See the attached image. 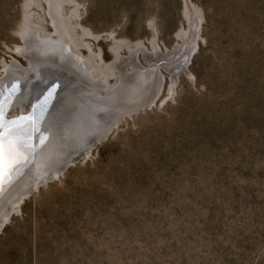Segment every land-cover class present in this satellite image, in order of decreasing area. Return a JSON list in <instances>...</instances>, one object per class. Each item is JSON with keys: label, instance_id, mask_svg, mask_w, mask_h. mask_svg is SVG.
Here are the masks:
<instances>
[{"label": "rangeland", "instance_id": "obj_1", "mask_svg": "<svg viewBox=\"0 0 264 264\" xmlns=\"http://www.w3.org/2000/svg\"><path fill=\"white\" fill-rule=\"evenodd\" d=\"M186 1L200 16L187 70L172 80L163 62L150 106L124 107L61 173L39 170L46 183L0 221V264H264V0H0V76L31 65V80L54 58L39 40L19 52L28 32L72 45L117 87L136 71L128 48L183 43Z\"/></svg>", "mask_w": 264, "mask_h": 264}, {"label": "bare ground", "instance_id": "obj_2", "mask_svg": "<svg viewBox=\"0 0 264 264\" xmlns=\"http://www.w3.org/2000/svg\"><path fill=\"white\" fill-rule=\"evenodd\" d=\"M188 3L189 2H187L188 8L192 7V5L190 3L188 5ZM187 17H188L187 18L188 21L193 20V23L192 25L191 24L188 25V28L186 31L179 30L177 32V36L180 37L183 43H179V44L176 43V47L165 49V51H163L159 48V46H157L155 40L152 39L150 49L146 48L140 42L136 43L133 49L128 48L129 52L131 53V56L128 55V56L122 57L121 59H128L129 61H131V63L129 62V64L132 68V71L136 70L139 73L137 72L136 74V71L135 73L133 72L134 74H132L131 77H129V79L126 80V82L129 81L128 83L124 82V79L123 80L121 79V81L118 82L119 84L117 87L111 86L109 84L106 78L107 76L104 72H95L94 69L89 68L86 61H84V59L81 58L79 53L73 48L72 45L69 46L70 51L67 52L65 49V46L64 47L61 46L62 44L60 42V39H54L50 37H47V38L41 37L40 39V37L35 36V35L32 36L28 32L24 33L23 40L26 41V45L17 46V50L19 52L23 51L22 53L24 55L30 58L33 57L34 50H30L28 48L29 44L30 43L37 44L39 40L40 44H37V45L39 46L47 45L45 49L46 50L45 54L54 53L52 54V57L54 58H51V59L47 58L48 60L46 61L48 63L42 62L41 64L43 65L41 66L37 65L40 71L39 73L36 74L37 81L39 80L38 82L37 81L36 82L39 84L37 85H35L36 83L27 84L25 89L28 88V91H27L28 93H31L32 91L35 92L34 96H38L40 94L41 95L46 94V96L44 95L43 100L41 101L43 104V106L41 107V110L44 112L45 116L47 117L45 118V120L48 122H51L54 128H60L59 127L60 123L64 119L65 125L62 128H75L74 129L75 131L82 132V136L84 135L82 140L84 138L86 139L88 136H91L92 133L96 130H101L103 128H109L111 126L110 123H112L115 119L114 118L115 114L118 115L121 112V110L124 109V107L132 109L138 106L150 105L155 100L158 94V91H159L160 82L162 79L161 77L162 75L160 74L159 67L164 66L163 62H166L167 64H171V62L174 61L173 64L170 67H168L172 80H176L181 70H185V71L187 70L186 65L189 60L190 51H191L190 49L194 48L197 45V36L199 35L198 34L199 20L197 19L199 16L195 15L194 19L193 18L190 19L189 15ZM187 38L190 40V47L188 49L186 48L187 50L185 51L183 55H181L180 57H176V53L179 52V50H181L182 44H184V40ZM64 43H67V42L65 41ZM58 49L61 52H59ZM138 52H141L144 59L148 61L147 67L140 65L141 63L138 59ZM114 55H115V58L117 57L120 58L118 49L114 50ZM35 56H38V54ZM157 56H160V58H158L154 62H151V60L155 59ZM163 58H165L166 60L164 61ZM49 60L51 61V63H49ZM65 60H67L68 62H66ZM69 61H71V63ZM118 64L119 63H117V61L115 60H113L110 63L109 69H108L110 74H112L111 72H113V69H115L114 67H116ZM30 66L26 68L23 67L24 69H19L14 64L2 63L3 71H5V73L1 76L4 77L3 80L4 82H6L5 85L14 87L18 83V81L24 78V76L26 77V73L30 72L32 68H34V67L31 68ZM37 67H36V70H37ZM145 68L148 70L147 74L145 73L146 72ZM58 70L60 72H58ZM120 70L121 68L119 67L118 74L114 75V77H116L115 78L116 80L120 79V75L122 72ZM142 70H144L145 72H142ZM105 71H107V68ZM49 73L56 74V75L58 74V76L60 75V73H62L63 75L61 74L62 75L61 79L58 81V83L56 80L55 81L56 84H54V82H52L51 79L49 78L50 76H48ZM87 74L89 77H86ZM69 77H73L74 79L69 78ZM151 77H153V79H151ZM46 78H48V80ZM79 81L86 83L85 85H87L88 83L91 86L88 88H86L88 85L86 87L80 86L78 84ZM51 83L52 85L48 86ZM92 85L94 87L95 86L97 87L93 88ZM36 86L38 90H35ZM127 86H129V88ZM50 92L54 94V96L52 97L53 102H50V98H48L49 96L48 94ZM98 92L100 93L103 92V96H101V94L98 95ZM105 92H109V93H105ZM109 97L111 98L113 97L115 99L108 100ZM97 100L99 101L97 102ZM127 102H129L128 105L126 104ZM125 104L127 106H125ZM118 108H121V109L115 112V110H117ZM13 110L15 111L14 112L15 114L17 112H20V113L27 112V110H25V106L24 107L21 106L18 111L15 109ZM110 111L114 112V116L112 118H111V115L107 114ZM41 127L43 128L42 123H41ZM91 128H94V129L91 130ZM57 158H55L54 160H57ZM49 168H53V170L52 171L50 170L49 172L58 173L55 167H52L50 165ZM41 169L39 168V170ZM39 170H37L36 174L33 176L34 182H36V179L42 180L44 177V176H40L41 174H39ZM44 170L46 169H42L41 173L44 172ZM46 174L49 175V173H46ZM28 191H31V188L28 189L27 192ZM15 202H18V200L14 199L11 202V204L8 205L6 210L4 209V211L1 213L3 215L0 216V221L1 219L5 218V217L3 218V216H7L10 206L12 207L15 204V206L17 205V208H18V203H15Z\"/></svg>", "mask_w": 264, "mask_h": 264}, {"label": "water", "instance_id": "obj_3", "mask_svg": "<svg viewBox=\"0 0 264 264\" xmlns=\"http://www.w3.org/2000/svg\"><path fill=\"white\" fill-rule=\"evenodd\" d=\"M192 9L193 8L190 7L188 15H191L190 13L193 12ZM197 20L200 22V16ZM191 22L192 21L189 20L188 25H190ZM174 47H176V44H174ZM196 47L197 45L190 49L189 60L196 50ZM17 68L24 69L19 65H17ZM58 72L60 71L58 70ZM61 74L62 73L58 76V74L49 73L48 76H50L49 78L51 81L56 84L55 81L57 80L58 83L63 75ZM36 77L37 76H33L31 80H28L24 76L14 87H10L9 85H5L6 82L3 80L4 77L0 76V120L4 122V127L9 126L8 122L14 121L16 125L20 126L22 134L26 138L24 144L16 150L14 165L10 170L6 171L3 178L0 179V214L4 209L6 210L14 199L18 200V202L15 203H18V208L20 209V204L23 200L35 190L40 183H46L38 179L34 182L33 176L39 168L48 169L51 165L61 173L76 160L86 157L97 143L107 137L110 130L124 117L126 112H128L129 115L138 108H132L124 113H119L114 121L110 123L111 126L109 128H103L101 130L95 129L96 131H94L91 136L82 140L84 136H82V132L75 131V128H62L65 125L64 119L60 123V128H54L51 122L45 120L47 117L41 110L43 106L41 101L46 94L34 96L35 92L32 91L28 93V88L25 89L27 84H39L37 83L39 80L37 81ZM46 79L48 80V78ZM51 85L52 83L48 86ZM35 90H38L37 86ZM48 95L50 102H53L52 97L54 94L50 92ZM21 106H25V110H27L26 113L17 112L14 114L16 116H9V114L13 112V109L18 111ZM41 123L43 128L41 127ZM92 129L94 128H91V130ZM55 158H57V160H54ZM35 185L37 186L35 187ZM30 188L31 191L27 192Z\"/></svg>", "mask_w": 264, "mask_h": 264}, {"label": "snow or ice", "instance_id": "obj_4", "mask_svg": "<svg viewBox=\"0 0 264 264\" xmlns=\"http://www.w3.org/2000/svg\"><path fill=\"white\" fill-rule=\"evenodd\" d=\"M8 125L4 127V122L0 120V179L14 165L16 150L24 144L26 139L20 126L14 121L8 122Z\"/></svg>", "mask_w": 264, "mask_h": 264}]
</instances>
